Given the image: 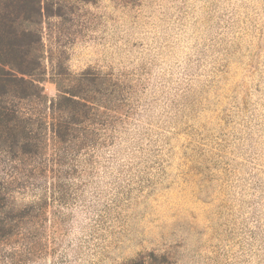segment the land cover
<instances>
[{"label": "rangeland", "instance_id": "obj_1", "mask_svg": "<svg viewBox=\"0 0 264 264\" xmlns=\"http://www.w3.org/2000/svg\"><path fill=\"white\" fill-rule=\"evenodd\" d=\"M49 5L46 106L58 74L92 71L123 82L126 117L78 189L35 181L44 200L0 239V264H264V0ZM5 157L1 179L18 171ZM33 184L10 186V209Z\"/></svg>", "mask_w": 264, "mask_h": 264}, {"label": "trees", "instance_id": "obj_2", "mask_svg": "<svg viewBox=\"0 0 264 264\" xmlns=\"http://www.w3.org/2000/svg\"><path fill=\"white\" fill-rule=\"evenodd\" d=\"M49 2L0 0V158L5 154L15 166L11 169L18 170L6 174L8 179L0 178V239L7 240L16 228L30 222L37 202L44 200L45 189L35 181L50 174L54 190L61 193L59 183L78 189L71 184L72 175L83 180L94 174L101 166L104 145L118 133L116 123L126 117L111 106L115 96L124 92L123 82L92 71L74 78L58 74L59 95L46 106L41 87L42 20L45 15L61 17L52 12ZM31 179L36 201L10 209L6 204L10 186L27 185Z\"/></svg>", "mask_w": 264, "mask_h": 264}]
</instances>
